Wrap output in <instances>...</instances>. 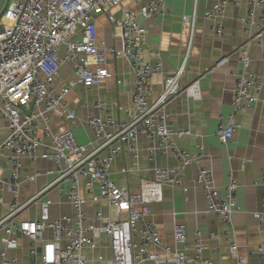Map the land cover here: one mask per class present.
Here are the masks:
<instances>
[{"label": "built area", "instance_id": "1", "mask_svg": "<svg viewBox=\"0 0 264 264\" xmlns=\"http://www.w3.org/2000/svg\"><path fill=\"white\" fill-rule=\"evenodd\" d=\"M128 0H7L0 16V119L8 133L0 143V158L10 170L9 178H0V192L10 191L13 200L8 213L0 218V264H22L13 255L19 248L18 236L29 239V252L35 261L29 264H87L86 252L97 248L98 239L108 237L104 244L108 256H99L100 264H218L204 257L207 246L197 231L198 244L189 248L186 224L174 225V247L164 245L159 228L152 216V203L163 199V187H181L188 166L198 163L205 154L199 144L197 153L181 149L176 139L192 135L190 129H176L169 120L167 106L183 91L200 98L199 81L184 90L181 80L191 56V46L185 50L177 70L163 75L162 89L154 94L152 81L163 73V57H144L147 29L144 20L158 16L167 0H147L138 9L126 5ZM246 2V15L237 21L245 25V42L236 50L241 68L236 72L233 88V112L221 116L216 135L222 144L233 140L238 129L236 115L249 109L258 100L263 87L262 76L251 69L250 49L264 42V0ZM230 0H218L204 12L213 19L218 37L225 32V18ZM198 15L194 7L193 21ZM106 17L113 28V43L99 35L98 22ZM111 59L126 61L133 78L131 107L128 119L119 120L106 114L107 104L97 100L94 112L81 117L69 108L66 98L78 85L91 88L112 77ZM229 61L219 59L215 67ZM68 65L72 77L64 84L58 82L62 66ZM57 114L75 125L83 122L92 130L93 138L81 143L74 127L55 131L52 116ZM141 138L147 140L146 150L151 159L171 152L177 164L157 165L153 177L142 181L140 192L119 186L113 179L112 166L123 148L132 155L127 174L137 165ZM49 139V140H48ZM42 166L23 176V159ZM42 176L50 179L32 195L20 201V190L26 183L37 182ZM195 186L206 194L207 217H217L227 226L231 257L234 264H243L239 245L232 235L233 215L242 212L237 204V181L231 177L225 193L217 185L211 169L200 167ZM58 195V201L50 197ZM105 202L115 209L111 219L101 207ZM0 203L2 197L0 196ZM54 203H67L72 213L51 217ZM39 205L40 216L20 220L26 209ZM253 215L264 220V191L260 209ZM214 234H209L213 238ZM193 256L187 254L188 250ZM264 264V248L257 252Z\"/></svg>", "mask_w": 264, "mask_h": 264}, {"label": "crops", "instance_id": "2", "mask_svg": "<svg viewBox=\"0 0 264 264\" xmlns=\"http://www.w3.org/2000/svg\"><path fill=\"white\" fill-rule=\"evenodd\" d=\"M218 0H167L164 10L156 17L148 20L140 18L141 24L147 29V45L144 57L150 61L156 60V54L163 57V73L154 77L152 84L155 99L163 83V75L174 73L180 65L183 54L191 46L185 74L181 80L183 90L194 81H199L200 98L196 99L182 92L167 106L169 120L176 129H190L192 135L176 139L177 145L192 154L197 153L198 145H205V154L198 163L187 167L184 175V186L163 187V199L153 202L152 216L159 228L164 245L174 247V225L176 222L186 224L188 228L189 248L198 244L196 232L202 233V243L207 248L204 257L218 264H234L230 254L228 226L219 218L205 215L207 208L206 194L202 188L195 186V178L200 167L213 171L217 185L225 193V186L231 177L237 181V204L242 212L233 215V236L239 245V253L243 264H261L257 252L264 248V220L257 219L253 212L260 209L262 193L264 191V42L254 43L250 49L251 69L262 76L263 87L258 93V100L249 109L236 115L239 126L233 140L222 144L216 135L219 118H228L233 112V88L236 84V72L241 68L236 50L245 42V25L237 21L239 15H246V2L230 0L224 22L225 32L218 37L213 30V19H205L204 12L213 7ZM147 0H128L126 5L138 9ZM198 15L193 21L194 7ZM99 35L104 36L108 43H113V28L106 17L99 22ZM229 56V61L215 67L216 62ZM109 69L112 77L91 88L78 85L66 98L69 108L78 111L81 117L94 112L93 103L97 100L107 104L105 115H114L116 119H128V108L131 107V94L134 88L132 74L126 61L111 59ZM72 77L70 66L61 68L58 82L64 84ZM52 127L55 131L74 127V132L81 143H87L93 138L92 130L83 122L73 125L70 121L57 114L52 116ZM8 129L4 120L0 119V143L6 137ZM49 140V139H48ZM147 140L141 138L137 165L130 173H123L124 167L131 166L132 155L127 148H123L117 155L113 166V179L119 186H127L132 192H140L143 180L153 177V168L157 165L174 166L177 161L171 152L158 155L154 159L149 157L146 150ZM23 176L33 173L42 164H33L30 158L23 159ZM10 170L4 158H0V178H9ZM50 177L42 176L34 183H26L20 190L19 199L24 201ZM0 218L6 215L13 200L10 191L0 192ZM50 197L58 201L56 192ZM94 207H101L111 219H116L115 209L105 202ZM72 213L67 203H54L51 217L58 218ZM40 216L39 205L32 206L22 212L20 220H31ZM209 234H214L209 238ZM19 248L13 252L20 263L29 264L32 258L29 252V239L18 236ZM108 237L98 239L97 248L86 252L87 264H100L99 256H108L110 250L104 247ZM189 256L194 252L187 251ZM145 264H156L147 262ZM174 264V263H169Z\"/></svg>", "mask_w": 264, "mask_h": 264}, {"label": "water", "instance_id": "3", "mask_svg": "<svg viewBox=\"0 0 264 264\" xmlns=\"http://www.w3.org/2000/svg\"><path fill=\"white\" fill-rule=\"evenodd\" d=\"M6 1H7V0H0V11H1L2 8L4 7ZM32 261H35V257L32 258Z\"/></svg>", "mask_w": 264, "mask_h": 264}, {"label": "trees", "instance_id": "4", "mask_svg": "<svg viewBox=\"0 0 264 264\" xmlns=\"http://www.w3.org/2000/svg\"><path fill=\"white\" fill-rule=\"evenodd\" d=\"M2 15L1 11H0V16Z\"/></svg>", "mask_w": 264, "mask_h": 264}]
</instances>
